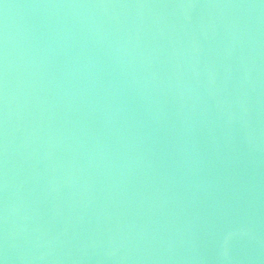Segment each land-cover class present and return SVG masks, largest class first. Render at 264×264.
I'll return each instance as SVG.
<instances>
[{"label": "water", "instance_id": "1", "mask_svg": "<svg viewBox=\"0 0 264 264\" xmlns=\"http://www.w3.org/2000/svg\"><path fill=\"white\" fill-rule=\"evenodd\" d=\"M3 264H264V0H0Z\"/></svg>", "mask_w": 264, "mask_h": 264}, {"label": "snow or ice", "instance_id": "2", "mask_svg": "<svg viewBox=\"0 0 264 264\" xmlns=\"http://www.w3.org/2000/svg\"><path fill=\"white\" fill-rule=\"evenodd\" d=\"M0 264H3V261H0Z\"/></svg>", "mask_w": 264, "mask_h": 264}]
</instances>
